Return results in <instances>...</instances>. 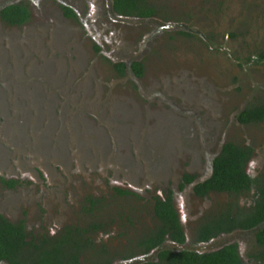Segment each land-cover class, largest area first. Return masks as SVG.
<instances>
[{
	"label": "rangeland",
	"instance_id": "obj_1",
	"mask_svg": "<svg viewBox=\"0 0 264 264\" xmlns=\"http://www.w3.org/2000/svg\"><path fill=\"white\" fill-rule=\"evenodd\" d=\"M33 1L37 12L24 26L0 22V175L21 182L11 191L0 182V207L23 194L26 204L36 203L19 213L33 235L58 234L65 224L110 221L96 240L121 252L151 227L153 198L169 186L193 242L206 203L176 185L192 171L187 165L195 153L203 154L202 140L213 138L218 145L224 137L252 147L249 174L262 171L264 122L240 127L232 117L239 105L264 101V0H148L160 10L157 19L194 37L177 34L173 26L163 30L157 23L110 16L104 0ZM67 5L76 17L60 21L61 6ZM136 56L146 61V73L134 84L120 79L111 62ZM119 93H126L134 116L115 118L106 98ZM172 103L186 110L177 113ZM162 108L181 123L169 116L160 126L153 112ZM44 130L50 131L49 144L41 147L37 140ZM159 137L167 147L157 153L167 176L153 178L142 150L153 149ZM170 155L174 160H167ZM115 188L137 195H120ZM248 194L239 198L245 206ZM90 198L101 202L90 207ZM253 242L250 233L239 239L246 263Z\"/></svg>",
	"mask_w": 264,
	"mask_h": 264
},
{
	"label": "trees",
	"instance_id": "obj_2",
	"mask_svg": "<svg viewBox=\"0 0 264 264\" xmlns=\"http://www.w3.org/2000/svg\"><path fill=\"white\" fill-rule=\"evenodd\" d=\"M114 6L118 12L127 15L150 17L158 14L157 9L147 0H114ZM63 10L67 17H76L72 8L63 6ZM0 16L10 25L21 26L29 20L30 12L25 5L13 4L5 7ZM179 34L194 37V33L185 30L179 31ZM113 67L121 74L125 72L124 63H116ZM132 69L136 75L142 76L141 63L134 62ZM239 120L244 124L264 122V101L247 106L240 113ZM252 154L253 149L247 145L226 142L214 160L211 176L195 186V192L201 196L209 191L241 194L253 189L258 196L253 205L244 207L243 210L236 204L237 213H234L233 204L230 202L220 215L204 220L196 229L195 243L208 242L235 228L253 229L264 222V172L253 177L246 171ZM193 179V176L186 174L184 182H192ZM183 186L184 183L181 187ZM115 192L120 195H133L131 191L120 188H115ZM88 202L93 207L99 205L101 200L90 198ZM151 212L156 220L153 228L144 231L131 246L121 252L112 251L105 243H97L92 236L100 230H106V223L104 225L99 221H92L84 228L71 225L55 236L43 234L35 237L29 235L24 222H12L0 215V261L8 264H113L116 256L126 262L139 255H149L151 251L159 248L156 259L154 256L153 259L133 264H248L240 257L236 244L210 252L162 248L165 240L179 244L186 242V234L174 206L171 190L164 198H153ZM257 240L260 250L251 253V256L255 264H264V227L258 231ZM83 255L86 256L84 263L81 261Z\"/></svg>",
	"mask_w": 264,
	"mask_h": 264
},
{
	"label": "flooded vegetation",
	"instance_id": "obj_3",
	"mask_svg": "<svg viewBox=\"0 0 264 264\" xmlns=\"http://www.w3.org/2000/svg\"><path fill=\"white\" fill-rule=\"evenodd\" d=\"M106 2V9L108 11V14L110 16H112L113 14L118 16L119 18H132V19H135L139 22H145V23H157V24H160L162 29H175L176 26L174 25H171V23H167L168 22V19L164 20L163 19H157L158 16H161L160 14V10L154 6H153L157 9L158 11V14L156 15H153V16H150V17H138V16H135V15H127V14H124V13H120L118 12L116 9H115V6H114V0H104ZM148 3H150L148 0H147ZM13 4H21V5H25L29 12H30V18L27 22L23 23L21 26H24L25 24H27L30 19L32 18V16L34 14H36L37 12V4L38 2H35L33 0H3V2H0V13L1 11L9 6V5H13ZM151 4V3H150ZM68 7H70L69 5H67ZM63 8V6H61ZM72 8V7H70ZM73 9V8H72ZM35 12V13H34ZM75 12V11H74ZM58 11H56V14L55 16H58ZM63 14L61 16H59L58 18H60L59 20L62 21L63 18H69L71 19L70 17H67L64 13V10L62 12ZM76 14V12H75ZM64 15V16H63ZM66 16V17H65ZM170 20V19H169ZM0 22H2L3 24L7 25L8 27H21V26H18V25H10L8 23H6L5 21L2 20L1 16H0ZM171 26V27H170ZM174 31L177 32V34H179V31H183V30H180L179 28H176ZM189 32V31H187ZM192 33V32H190ZM181 35V34H180ZM97 51H100L102 50L101 48L97 47L96 48ZM137 58L135 59H132L130 61H127V60H123V59H120L119 62H111V66L114 70V72L118 75V77L120 79H132L131 81L135 84L137 83L140 78H142L144 76V74L146 73V66H145V60L139 58L138 56H136ZM134 62H139L142 64L143 66V74L142 76H138L135 74V72L133 71L132 69V65ZM116 63H124L125 64V72L123 74H121L117 69H115L113 67L114 64ZM191 90V88H190ZM190 90L188 91L187 89H185V91L187 92V98L191 99V96H190ZM133 92V90L131 91ZM123 94H126V93H119L118 95H111V96H108L106 99L109 100L111 98L112 102V107H113V110L115 109V112H114V116L115 118L117 119L118 115L120 114L121 117L120 118H123L125 116L130 115V112L131 114L134 116V114H136L135 110H131L129 109L128 107V100L127 98H125V95ZM120 102L121 104L124 103V111L122 110L121 108V105H120ZM172 105V109L174 111H176L177 113H182L184 110V108H181V107H178L179 109H177L175 106H174V103L171 104ZM179 106V105H177ZM246 109V106L243 105V106H240L234 111V115L232 117V122H233V118L235 116V119H236V125L237 126H240V127H246L247 125H251V124H254V123H251V124H244L242 123L240 120H239V115L241 112H243L244 110ZM135 112V113H134ZM153 114L157 117H159L157 119V121L160 123V126H161V123L166 120V119H169V116H171L173 118V121H170L172 122L173 124H178V123H181V121L179 120H176V114L175 112H172V111H168V108H162L161 110H157V111H154ZM21 125V124H20ZM32 127L34 128V130H37L36 126H33ZM22 129L20 128L19 131H21ZM50 133V131H48ZM47 130H44L42 132V134L38 135L39 138L37 140V142L40 143L41 147H45V146H48L49 144V134H48ZM12 133H15V132H12ZM19 134V133H17ZM162 136V135H161ZM77 137V136H75ZM224 137H222L219 142H218V145L214 142L213 143V138H211L209 140V143H207V141H204L202 140V155L200 156H197V153H195V156H194V160L192 163H189L187 166H191V170L192 171H188V172H185L183 173L181 176H180V179L178 180V183L176 185V190L178 191H187L189 190L191 193V195L193 197H195V199L197 200H200V201H204L206 203V208L204 209V211H200L199 212V215L196 217V221L195 223H199L200 220L201 222L199 223V225L204 221V220H207V218H212V217H216V215H220V212L221 211H224L227 207H228V204L230 202H232V206L234 207V213H237V207H235L236 204L239 205V207L241 208V210H243L244 207H250L251 205L254 204L256 198L258 197L256 195V190L253 189L250 191V203L245 206L244 204H242V202L239 201V198L242 196V195H247L248 192H243L241 194H230L228 192H214V191H209L206 195H198L196 192H195V186L200 183V182H203L205 180H207L212 172H213V167H214V160L215 158L221 153L222 151V148L224 146V144L228 141L226 140H223ZM76 141L78 142L79 138H75ZM147 142H152L151 141H147ZM164 142V139L162 137H159V139H157L156 141L153 142V149H150V150H147V149H143L142 150V153L144 154L145 158L147 159V161L149 162L148 163V169H149V172L152 173L153 175H151L153 178H163L165 176H167V171L165 169V165L166 163L163 162V158L162 156L159 157L157 156V153L160 152V154H162L163 150H166L167 147H166V144L162 143ZM232 142H235V141H232ZM236 143V142H235ZM144 144V143H143ZM238 144V143H237ZM242 145V144H241ZM144 145H140L139 149L143 148ZM193 146V145H192ZM191 146V147H192ZM248 146V145H247ZM185 145L181 144L180 148L181 149H185ZM250 147V146H249ZM252 148V147H251ZM208 149H214L213 151L211 152H208ZM193 151H194V148H193ZM253 154H254V151H253ZM252 154V156H253ZM173 155H170L169 158L167 159L168 161L169 160H174V157H172ZM205 157V158H203ZM203 158L202 162H204L202 164L201 162V159ZM252 158V157H251ZM251 160V159H250ZM249 160V161H250ZM249 163V162H248ZM262 165V166H261ZM261 168L262 171L259 172V170L257 171L258 175L259 176L261 173L264 172L263 170V166H264V161L262 162L261 164ZM248 164L246 166V171L249 173L248 171ZM198 171V172H196ZM186 174H189L191 176L194 177L193 181L192 182H188V183H185L184 182V177ZM251 176H253L251 174ZM256 175L253 176V177H257ZM12 181V183H11ZM0 182L1 184H3L7 190H15L16 188L19 187V185H21L20 183V180H17L13 177H9L8 175L6 176L5 174H1L0 175ZM184 183V186L181 187V185ZM10 184H12V186H10ZM171 190L172 193H173V203H174V206L176 208V203H175V195H176V191L174 190V188H164V194L163 195H160L159 197H162L164 198L165 197V194L168 193V191ZM132 192V191H131ZM133 194H136L135 192H132ZM137 195V194H136ZM226 196V198H225ZM26 198L25 194L21 195V196H16V197H13L10 200V202L8 201L6 204L3 203L2 207H0V215H3L5 218H7L8 220L12 221V222H24L25 224V228L27 230V232L29 233L30 236H32L33 234L31 232L28 231V225H27V220L25 219V217H23L21 215V218L19 217V213L21 211V207L22 206H25L27 207L28 205L31 206H34L36 203H31V201H29L27 204L25 203L24 199ZM30 200V199H29ZM23 202V204L20 206V203ZM1 206V204H0ZM91 207V205H90ZM177 209V208H176ZM34 210V209H32ZM178 211V209H177ZM179 214V212H178ZM28 213H25L24 216H27ZM179 218H180V222L183 226V223H182V220H181V217H180V214H179ZM110 221H107L106 222H103V221H99V223H109ZM111 223V222H110ZM154 223H156V220L155 218H153V221H152V224H151V227L153 228L154 226ZM195 224V225H196ZM71 225H75V226H80L81 228H84L85 226L87 225H79V224H65L63 225L62 228L58 229V233L59 232H62L66 226H71ZM195 225L191 226L192 228L195 227ZM198 225V227H199ZM186 227V225H185ZM184 228V231H185V234H186V242L183 243V244H179V243H175V242H172L170 240H165L163 242V245H162V248H166V249H172V250H181V249H184V248H187V249H201V250H204L206 247L207 249H209L208 251H200V252H210V251H216V250H219L223 247H225L226 245H231V244H236L237 245V250L239 252V255L240 257L242 258L241 254H240V244H239V239H244V236L246 233H250L252 234L253 236V240L254 242L251 244V247L249 250L250 253H249V257H247L246 259L248 260V263H255L253 257L251 256V253H254L256 252L257 250L259 251L260 248H259V245H258V240H257V233L258 231L264 227V222L260 223L258 226H256L255 228L253 229H241V228H235L233 229L231 232L229 233H222L221 235H219L218 237H215L213 239H211L210 241L208 242H203V243H195L194 241L193 242H190V239L187 235V231H186V228ZM196 227V228H198ZM104 231V230H103ZM99 233L102 232V230L98 231ZM97 232V233H98ZM43 234H47L49 236H55L57 234L54 235V233H45V232H40V233H36L34 236L35 237H39V236H42ZM96 234V233H95ZM95 234H93L92 236H94V238L96 239L95 237ZM229 237V241L228 242H222V243H216V239L218 238H222V237ZM137 240V239H136ZM135 240V241H136ZM97 243H99L97 240H96ZM112 249V248H111ZM206 249V250H207ZM160 249H156V250H153L151 251V253L149 255H142V256H138V257H141L137 260H133L131 259L130 261H126V262H131L132 264L133 263H141L143 261H147L149 259H153V257L158 253ZM112 251H115L117 252V250H113ZM114 252V253H115ZM84 257L86 256H81V261L84 263L85 260H84ZM117 258V256H116ZM120 258V257H119ZM156 259V256L155 258ZM243 260V258H242ZM244 261V260H243ZM126 262L122 263L125 264ZM245 262V261H244ZM120 263V264H122ZM0 264H8L6 261H0ZM113 264L114 261H113Z\"/></svg>",
	"mask_w": 264,
	"mask_h": 264
},
{
	"label": "water",
	"instance_id": "obj_4",
	"mask_svg": "<svg viewBox=\"0 0 264 264\" xmlns=\"http://www.w3.org/2000/svg\"><path fill=\"white\" fill-rule=\"evenodd\" d=\"M125 264H132L131 262H126Z\"/></svg>",
	"mask_w": 264,
	"mask_h": 264
}]
</instances>
